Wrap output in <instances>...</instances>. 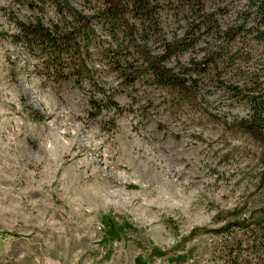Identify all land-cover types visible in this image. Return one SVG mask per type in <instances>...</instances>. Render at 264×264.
I'll use <instances>...</instances> for the list:
<instances>
[{
  "label": "rangeland",
  "instance_id": "obj_1",
  "mask_svg": "<svg viewBox=\"0 0 264 264\" xmlns=\"http://www.w3.org/2000/svg\"><path fill=\"white\" fill-rule=\"evenodd\" d=\"M68 1L85 14L102 4ZM153 1L156 27L128 14L132 38L110 37L101 22H91L96 36L86 63L96 83L125 107L121 114L90 117L88 101L99 95L92 86L46 77L21 43L0 36V264H134L136 256L146 264H231L233 255L234 264H261L250 232L234 227L180 243L193 227L216 229L232 219L216 218L218 210L243 217L264 207L258 148L222 124L248 110L229 86L243 92L257 86L264 95V40L256 38L254 0H203L220 29L243 25L228 44L222 33L198 24L183 0ZM6 11L22 20L36 13L0 0V30L9 32L15 29ZM57 19L45 2L43 22ZM187 27L195 42L164 64L195 80L196 103L174 107L151 80L139 46L161 54L164 42L183 37ZM217 45L223 52L214 67L203 57ZM102 216L116 227L110 230ZM153 247L165 254L152 255Z\"/></svg>",
  "mask_w": 264,
  "mask_h": 264
},
{
  "label": "trees",
  "instance_id": "obj_2",
  "mask_svg": "<svg viewBox=\"0 0 264 264\" xmlns=\"http://www.w3.org/2000/svg\"><path fill=\"white\" fill-rule=\"evenodd\" d=\"M26 5L29 9L36 10L35 15L27 20H22L6 11L4 15L12 24L15 31L0 30V36H6L11 42H19L27 52L36 57L39 61L44 75L48 78L69 81L73 80L76 86L80 87L82 80L92 86L99 94L89 99L90 109L87 114L92 117L101 111H112L121 114L126 109L111 98V94L106 92L101 85L95 81L93 70L86 63L89 55L88 44L96 36L92 20L101 22L108 30L110 37H115L118 32L125 33L132 38L135 30L134 24L130 22L128 14L132 17L148 23V26L155 28L157 25L156 10L158 4L153 0H102L101 7L94 14H85L76 9L68 0H13ZM45 2L52 6L54 13L58 16L56 21L44 23L42 13ZM189 8L193 9L198 24H203L205 29L213 34L222 33L226 44L232 42L243 30V25L229 26L220 29L216 21L214 11H205L203 0H183ZM252 13L257 18L254 27L256 38L264 40V0H254L251 8ZM3 10V9H1ZM193 29L187 27L184 36L178 39L164 42V52L161 54L151 53L144 45L139 46L142 61L144 62L151 80L156 86L164 89L171 97L170 104L180 107L183 104L193 105L195 98V80L184 77L185 71L175 72L167 67L164 61L171 55L186 49L194 41ZM190 36V37H189ZM192 36V37H191ZM189 38L188 41H185ZM223 52L221 45L215 49L208 48L203 61L216 66L217 58ZM200 63H195L198 71L201 70ZM124 81H130L129 74L122 73ZM233 96L244 100L247 103V113L239 118L222 121L224 128L231 133H238L247 137L257 148V158L260 164L258 171V182L264 185V95L260 93V87L254 86L250 93L243 92L237 86H229ZM215 117L213 114H209ZM216 218L224 219L232 216L231 220L224 222L216 229L206 227H193L185 237L180 239V243L190 239L194 235L202 232L223 233L231 227L250 232V242L254 248L255 255L261 264H264V207L250 209L247 216H241V211L218 210ZM102 222L110 230L116 227V223L107 216H102ZM152 255H164V251L153 247L150 251ZM237 255L229 256L231 264L235 263ZM245 264H249L247 259ZM134 264H146V261L136 256Z\"/></svg>",
  "mask_w": 264,
  "mask_h": 264
}]
</instances>
